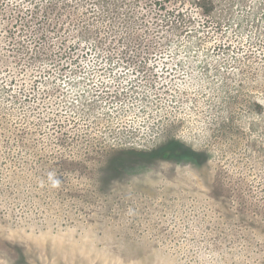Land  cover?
<instances>
[{"label":"rangeland","instance_id":"obj_1","mask_svg":"<svg viewBox=\"0 0 264 264\" xmlns=\"http://www.w3.org/2000/svg\"><path fill=\"white\" fill-rule=\"evenodd\" d=\"M0 264H264V0H0Z\"/></svg>","mask_w":264,"mask_h":264},{"label":"trees","instance_id":"obj_2","mask_svg":"<svg viewBox=\"0 0 264 264\" xmlns=\"http://www.w3.org/2000/svg\"><path fill=\"white\" fill-rule=\"evenodd\" d=\"M59 4H63V1H58ZM159 1H155V4L158 3ZM61 7H59L60 9ZM112 13H115L114 11H109ZM33 11L30 13V17L33 16ZM131 10L128 9L125 11V13H115L111 18H108V12L107 13H100L97 17L101 18H107L108 22L110 21V25H102L103 27L99 28L98 26L94 25V22H92L85 27H79L78 26V33L80 35V40L81 44L85 45L86 43L89 44V46L92 48L93 51H99L101 49V46L106 47V46H111L112 49H114L112 52L106 53L107 55H132L137 56L134 54H139L136 51H133V47H135V42H133V38L135 36V31L132 30V20H131ZM19 16V13H18ZM44 22L47 23L48 25L52 26L53 29L56 30V33L60 31L61 25L59 22L55 21L53 17H43ZM25 19L23 17H20L19 23ZM120 30H117L116 28H119ZM42 34V33H41ZM92 34V35H91ZM88 35H91V39L85 40L84 38ZM38 38V37H37ZM46 38L45 35L42 34V39ZM132 46V47H130ZM121 48L120 51H118V48ZM60 49V48H59ZM73 54V53H72ZM129 156L132 157L131 155H135L136 153L133 151L128 152ZM127 154V155H128ZM131 160V158H129ZM132 161V160H131Z\"/></svg>","mask_w":264,"mask_h":264}]
</instances>
